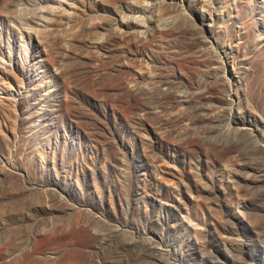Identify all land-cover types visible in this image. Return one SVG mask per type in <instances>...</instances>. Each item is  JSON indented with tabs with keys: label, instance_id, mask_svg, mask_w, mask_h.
Returning <instances> with one entry per match:
<instances>
[{
	"label": "rangeland",
	"instance_id": "1",
	"mask_svg": "<svg viewBox=\"0 0 264 264\" xmlns=\"http://www.w3.org/2000/svg\"><path fill=\"white\" fill-rule=\"evenodd\" d=\"M218 78L264 115V0H0V171L20 173L40 189L24 209L19 187L2 182L0 264H264V153L246 133L216 136L234 151L223 162L225 174L242 166L230 187L219 188L217 168L210 160L200 164L198 149L190 152L193 180L204 183L194 192L200 203L193 232L171 210L131 203L142 190L138 180L146 171L160 174L164 163L157 164L160 148L142 141L160 133L150 126L170 86L162 82L188 96ZM191 104V112L200 108ZM105 162L124 167V176ZM171 177L163 173L162 181ZM50 188L88 213L61 211L65 198L55 210ZM100 216L133 227L119 234ZM135 230L161 236L162 247L171 243L167 256L146 249ZM103 232H111V241L99 260L91 250Z\"/></svg>",
	"mask_w": 264,
	"mask_h": 264
},
{
	"label": "bare ground",
	"instance_id": "2",
	"mask_svg": "<svg viewBox=\"0 0 264 264\" xmlns=\"http://www.w3.org/2000/svg\"><path fill=\"white\" fill-rule=\"evenodd\" d=\"M202 42V41H199ZM196 45H199L201 43H195ZM216 82V83H215ZM213 82L212 84H208L204 87H201L198 95H195L196 93H192V95H188L185 96L183 94H179L177 92L176 87L173 86L172 82H167V81H163L162 84L166 85L169 83V87H168V92H166L165 95H163V102L160 105V108L157 111V120L156 123H154L153 125H151L150 127H152L153 129H158L160 131V133H158V136L153 139L152 137L149 136V133L147 135H144V137L142 138V141L144 143H147L149 145V147H156L158 146L160 149V155H159V160H157V164L159 163L158 161H164V163L160 162L161 167L159 168L160 170V174L157 172L151 173L149 171H146V173L144 174V178L141 180H138V183L141 185L138 187V190H140V188H142L141 192H137V201L132 200V204L134 206H137V203H141L139 206L141 208L144 207V209L146 208V211L149 210L147 209L148 206H151L152 204L154 205L155 203L163 210H168V211H173L177 218L178 221H180V225L182 226H186V230L188 232H190L193 229H195L196 227H194L193 224L194 222H191L193 217L192 212H193V208L196 205L195 201L197 200V197L199 194H197V197L195 195V189H198L201 187L203 181H201V185H196L194 180H193V172L192 170L195 172V169H192L194 162L196 161H192L191 158V151L193 152L194 150L196 151V149L199 150L200 152V158H199V163L203 164L209 163L210 162L213 164V166H215L217 168V173L216 175L213 177V179L215 180L216 184L218 185L219 188H226V187H230V185L232 184L233 181H235L239 176H238V172L239 169L242 168L241 165H239L236 168V171H230L232 172V177H234L235 179H231L229 176H227V174H225L226 171H224V165L223 162L225 160H227V158H230V156L233 154L234 151H232L229 149L230 147H226L224 145V142L222 140H217L216 138L219 136H227L230 135L231 133H233L234 135L240 134V133H246L247 136L249 137V139L251 140V142L260 149L261 152L264 153V115H258L256 113H254L255 111L249 108V106L247 104H243L241 97H239L237 95V93L235 92V94H232V86L227 85V82H225L224 80H220L219 78ZM229 84V83H228ZM192 102L196 103L198 105V107H200L198 110H192V112L190 111L189 106H192ZM148 117V116H147ZM147 122L148 120L145 119ZM248 124L254 125V127L250 128L248 127ZM149 126V122L146 125V130L147 132H151V128L148 127ZM202 129V131H201ZM196 135H195V134ZM217 136V137H216ZM226 139V138H225ZM228 139V138H227ZM226 139V140H227ZM204 141V142H202ZM205 141L210 144V148L204 149L203 143H205ZM231 141V140H230ZM226 142V141H225ZM227 142H229L227 140ZM226 142V143H227ZM236 142V141H235ZM234 142V143H235ZM250 142V141H247ZM232 143V142H230ZM233 143V144H234ZM207 144V145H208ZM237 145V144H236ZM232 146V145H231ZM235 146V144H234ZM154 149V148H151ZM205 147H206V143H205ZM233 147V146H232ZM204 149V150H203ZM236 148H234L235 150ZM211 150V151H210ZM238 150V149H237ZM147 151V149H146ZM145 151V152H146ZM151 152V151H150ZM194 153V152H193ZM210 153H213L212 155ZM147 154V153H145ZM151 154V153H150ZM149 154V155H150ZM156 154V155H157ZM148 155V156H149ZM146 156V157H148ZM153 156V160L154 159V155ZM237 156V155H236ZM195 157V156H194ZM166 158H168L167 160L170 161L169 164L163 166V164H166L167 161ZM264 158V157H263ZM150 159V157L148 158ZM152 160V157H151ZM228 161V160H227ZM241 161V160H240ZM156 162V161H153ZM239 162L237 161H233V163ZM264 162V161H263ZM262 162V163H263ZM152 163V162H150ZM227 162H224V164H226ZM232 163V162H231ZM109 164L107 167L109 168V170L117 175H123L122 173L124 172L122 167L121 169L117 170V169H113L112 165L108 162L103 163V166L106 168V165ZM124 164V163H123ZM128 165V163H125ZM124 164V165H125ZM159 165V164H158ZM210 165V164H209ZM228 165V164H227ZM235 165V164H233ZM123 166V165H122ZM156 166V165H155ZM160 166V165H159ZM158 166V167H159ZM226 166V165H225ZM130 167V166H129ZM258 167V166H257ZM257 167H255L257 169ZM94 169V167H92ZM194 168V167H193ZM196 168V167H195ZM215 168V169H216ZM249 168V167H248ZM253 168V167H252ZM123 169V170H122ZM127 169V170H126ZM197 169V168H196ZM235 169V167H234ZM107 170V169H106ZM126 171H128V168H125ZM147 170L148 167H147ZM200 170L202 171V169L200 168ZM208 170H212L211 168ZM207 170V171H208ZM229 170L228 171V175H229ZM255 170V169H254ZM261 170V169H260ZM154 171V170H153ZM156 171V170H155ZM214 171V170H213ZM216 171V170H215ZM245 171V170H244ZM243 171V172H244ZM259 171V170H258ZM262 171V170H261ZM260 171V172H261ZM9 171H7V169L2 166V169L0 171V187L2 186V182H11L13 183L15 186L19 187V193L18 196H20L23 200L25 205H27L28 202H31L32 197L35 193H37L38 191H40V189H37L36 186H34L32 183H27L25 181V179L22 178L20 173H8ZM108 172V171H107ZM205 172V171H204ZM109 173V172H108ZM108 173L106 175H108ZM126 173V172H125ZM124 173V174H125ZM129 173V172H127ZM156 173V174H155ZM163 173H168L171 177V181L169 182H165L167 180L162 181V174ZM196 173V172H195ZM206 173V172H205ZM210 172H208V175ZM241 173V171L239 172ZM256 173V172H255ZM258 173V172H257ZM263 173V172H261ZM132 175V171L129 173ZM159 174V175H157ZM207 174V173H206ZM205 174V175H206ZM117 175V176H119ZM128 175V174H127ZM130 175V176H131ZM195 175H198L197 173ZM202 175V173H201ZM214 175V174H213ZM109 176V175H108ZM111 176V173H110ZM124 176V175H123ZM114 177V176H113ZM129 177V176H128ZM134 177V176H132ZM139 177V176H138ZM120 178V177H118ZM126 178V177H125ZM130 178V177H129ZM141 178V177H140ZM197 178V177H196ZM195 178V180H196ZM212 178V177H211ZM127 179V178H126ZM133 179V178H130ZM139 179V178H138ZM114 180V179H113ZM135 180V179H134ZM202 180V178H201ZM239 180V179H237ZM236 180V181H237ZM199 181V180H198ZM116 182V181H115ZM137 182V179H136ZM208 182V181H207ZM206 182V183H207ZM240 182V181H239ZM199 183V182H197ZM213 183V182H212ZM234 183V182H233ZM215 184V185H216ZM111 185V184H110ZM109 185V186H110ZM196 185V186H195ZM203 186V185H202ZM206 188H209L206 184H205ZM226 186V187H224ZM117 187V186H116ZM119 187V186H118ZM117 187V188H118ZM113 188V187H112ZM203 188V187H201ZM205 188V187H204ZM54 188H50L49 192V199L52 201L51 204L54 207L55 210H58L60 207H58V205H56L58 200H64V198L67 200L66 202H64L62 208L60 209L61 211L64 212H70L68 210L71 211H80L83 212L84 214L88 213L87 208H85L84 206H78L76 204H72L69 203L70 201H68V198L65 195H60V197L58 198V196L56 195L55 192H53ZM52 190V191H51ZM199 190V189H198ZM208 190V189H206ZM227 190V189H226ZM130 191V189H129ZM120 192V191H119ZM200 192H202L200 190ZM223 192V191H221ZM106 193V192H105ZM130 192V196H131ZM198 193V192H197ZM207 193V192H206ZM225 193V191H224ZM201 194V193H200ZM221 194V193H220ZM226 194V193H225ZM144 195V196H143ZM202 195V194H201ZM200 195V197H201ZM125 196V195H124ZM129 196V197H130ZM208 196V195H207ZM121 197V196H120ZM127 197V198H129ZM205 197V196H204ZM223 197V196H222ZM227 197V195H226ZM113 198V197H112ZM117 198V197H116ZM126 198V196H125ZM132 198V197H131ZM129 198V199H131ZM148 198V201H147ZM207 198V197H206ZM111 199V198H110ZM109 199V200H110ZM122 199V198H121ZM142 199H146L145 202H142ZM208 199V198H207ZM206 199V200H207ZM225 199V198H224ZM128 200V199H127ZM200 200V199H198ZM203 200V199H201ZM200 200V201H201ZM209 200V199H208ZM244 200V199H243ZM242 200V201H243ZM205 201V200H204ZM202 201V202H204ZM241 201V200H240ZM245 201V200H244ZM111 202H115V199ZM110 202V203H111ZM118 202V201H117ZM123 202V201H121ZM198 203H200L199 201H196ZM197 203V204H198ZM104 203H102L103 206ZM117 204V203H116ZM195 204V205H194ZM234 204V203H233ZM240 204V202H239ZM238 204V205H239ZM243 204V203H241ZM115 205V203H114ZM124 205V204H123ZM122 205V206H123ZM131 205V204H130ZM235 205V204H234ZM105 206V205H104ZM103 206V207H104ZM110 206V205H109ZM112 206V204H111ZM138 206V207H139ZM156 206V205H155ZM28 205L26 207H24V209H27ZM106 207V206H105ZM119 207V206H118ZM152 207V206H151ZM112 208V207H111ZM132 208V207H131ZM196 208V206H195ZM232 208V207H231ZM126 209V208H125ZM133 209V208H132ZM198 209V208H196ZM236 209V208H235ZM129 210V209H128ZM131 210V209H130ZM129 210V212H130ZM138 210V209H136ZM142 210V209H141ZM151 210V209H150ZM160 210V209H159ZM158 210V211H159ZM195 210V209H194ZM110 210L108 209L105 212H109ZM115 211V210H113ZM126 211V210H124ZM145 211V210H144ZM145 211V212H146ZM154 211V210H153ZM239 212H243V210H237ZM236 211V212H237ZM74 213L76 216L78 213ZM103 212V211H102ZM104 212V213H105ZM123 212V210H122ZM134 212V211H133ZM156 212V211H155ZM196 212V210H195ZM241 212V213H242ZM71 214L73 212H70ZM103 213V214H104ZM111 213V212H110ZM113 213V212H112ZM124 213V212H123ZM135 213V212H134ZM151 213V212H150ZM158 213V212H156ZM160 213V212H159ZM172 213V214H174ZM197 213V212H196ZM238 213V212H237ZM10 214H15V212H10ZM17 214V213H16ZM19 214V213H18ZM73 214V215H74ZM100 214V213H99ZM119 214V213H117ZM116 214V216H117ZM147 214V212H146ZM149 214V213H148ZM155 214V213H153ZM162 214V213H161ZM160 214V216H161ZM168 214V213H167ZM174 214V215H175ZM236 214V213H235ZM240 214V213H238ZM72 215V216H73ZM74 215V216H75ZM82 214H80L78 217H81ZM159 215V214H158ZM163 215V214H162ZM165 215V214H164ZM170 215V214H169ZM240 219V221H244L245 217H243ZM73 216V218H74ZM99 216V215H98ZM122 216V215H121ZM126 216V214H125ZM130 216V214H129ZM168 216V215H167ZM164 217V216H163ZM171 217V216H170ZM76 219H78L77 217H75ZM74 218V219H75ZM104 218V217H103ZM136 218V217H135ZM134 218V219H135ZM169 218V217H168ZM194 218V217H193ZM240 218V216H239ZM75 219V220H76ZM83 219V218H82ZM99 219L106 225L108 226L109 229H111V231L116 232V233H130V230L128 231L127 229H125V227H118L114 226L113 224H110V221L107 222L108 220H106V218L102 219V217L100 216ZM124 219V218H122ZM141 219V218H139ZM159 219V218H157ZM170 219V218H169ZM174 219V218H173ZM85 220V219H84ZM148 220V219H147ZM156 220V219H155ZM168 220V219H167ZM118 221V220H117ZM121 221V220H120ZM135 221V220H134ZM141 221V220H140ZM161 221V220H159ZM169 221V220H168ZM193 221V220H192ZM202 221V220H201ZM85 222V221H84ZM99 222V220H98ZM114 222V221H113ZM123 222V221H122ZM144 222V221H143ZM142 222V223H143ZM156 222V221H155ZM165 222V221H164ZM171 222V221H170ZM174 222V221H173ZM112 223V222H111ZM129 223V222H128ZM131 223V222H130ZM138 223V222H137ZM148 223V222H147ZM176 225L178 223L174 222ZM173 223V225H174ZM99 224L102 223L99 222ZM116 224V223H115ZM119 224V223H118ZM153 224V223H152ZM151 224V225H152ZM170 224V223H169ZM117 225V224H116ZM144 225V224H143ZM142 225V227H143ZM150 225V226H151ZM161 225V224H160ZM165 225V224H164ZM172 225V224H170ZM125 226V225H124ZM131 225H129L130 227ZM162 226V225H161ZM178 226V225H177ZM197 226V225H196ZM138 227V226H137ZM148 227V225H147ZM146 227V228H147ZM156 227V226H155ZM161 228V227H159ZM179 228V226H178ZM182 228V227H181ZM104 229V228H103ZM145 229V228H144ZM148 229V228H147ZM158 229V228H157ZM197 229V228H196ZM202 229V228H201ZM153 230V229H152ZM170 230V229H169ZM177 230V229H176ZM128 231V232H127ZM134 231V230H133ZM143 231V230H142ZM164 231V230H163ZM166 231V230H165ZM184 231V230H183ZM136 233H141L139 231H136ZM134 232V233H135ZM146 232V231H145ZM144 232V233H145ZM162 232V231H161ZM169 232V231H168ZM102 234V231L100 232ZM99 233V234H100ZM104 234L102 235L101 239L99 240V242L93 247V249L91 250V254L95 255L98 254L100 252V250L104 247V246H108V244L111 241V232L109 234H106L105 232H103ZM135 233V234H136ZM150 233V232H148ZM164 233V232H162ZM171 233V232H170ZM132 234V235H135ZM159 234V233H158ZM178 234V233H177ZM182 234V233H181ZM194 234V233H193ZM192 234V235H193ZM196 234V231H195ZM137 235V234H136ZM153 235V234H152ZM152 235H142L140 234V236H142L141 238L144 239H140L143 242H145L144 247H148L149 249H151V251L156 254V255H164L166 254V250H168V248H170L172 245L170 242V246L168 248H164L161 246V242L163 241L162 237H158L157 235L155 236V234ZM129 236V235H128ZM164 236V235H163ZM174 236V235H173ZM178 236V235H177ZM188 237V242L191 240H193V236L190 235V233L187 235ZM136 238L135 236H132V240H134V238ZM112 238H114L112 236ZM118 238V236H117ZM165 238V237H164ZM181 238V237H180ZM196 238V237H195ZM139 239V238H138ZM176 239V238H175ZM179 239V237H178ZM186 239V238H185ZM137 241V240H136ZM135 241V242H136ZM139 241V240H138ZM166 241V240H165ZM170 241V240H169ZM176 241V240H174ZM172 241V242H174ZM182 241V240H181ZM184 241V239H183ZM182 241V243H183ZM190 241V242H191ZM199 241V240H198ZM229 241V239H228ZM117 242V241H116ZM119 242V241H118ZM141 242V241H139ZM164 242V241H163ZM189 242V243H190ZM200 242V241H199ZM130 243V242H129ZM131 243H133L131 241ZM166 243V242H165ZM178 243V242H177ZM122 244V243H121ZM121 244H119L121 246ZM127 244V243H126ZM184 244V243H183ZM182 244V245H183ZM193 244V243H192ZM196 244V243H195ZM113 245V244H112ZM117 245V244H116ZM118 245V246H119ZM169 245V244H168ZM175 245V243H174ZM173 245V246H174ZM188 245V244H187ZM191 245V244H190ZM200 245V244H199ZM127 246V245H126ZM179 246V245H178ZM177 246V247H178ZM184 246V245H183ZM193 246V245H192ZM191 246V247H192ZM132 247V246H130ZM142 247V246H141ZM145 247V248H146ZM114 248V246H113ZM147 249V248H146ZM179 249V248H178ZM172 250V248H171ZM191 250V249H190ZM149 251V250H148ZM174 251V249H173ZM105 252V251H104ZM170 252V251H169ZM102 253V252H101ZM104 254V253H103ZM146 254H149L146 253ZM106 255V254H104ZM150 255V254H149ZM169 256H171L170 254H168ZM99 254H98V258L99 259ZM153 256V255H151ZM167 256V255H164ZM93 257V256H92ZM157 257V256H156ZM109 259V257H107ZM162 258V257H161ZM159 257V259H161ZM167 258V257H164ZM171 258V257H170ZM168 258V259H170ZM174 258V257H173ZM107 259V260H108ZM113 258H110L109 261ZM158 259V258H157ZM163 259V258H162ZM175 259V258H174ZM174 259H172L174 261ZM100 260V259H99ZM104 260H106L104 258ZM102 261V260H101ZM164 261V260H162ZM166 261V260H165ZM171 261V260H169ZM166 261V262H169ZM178 261H176L175 263H177ZM108 264V262H103ZM102 263V264H103ZM157 263V262H156ZM159 263V262H158ZM164 263V262H163ZM170 263V262H169ZM173 263V262H172ZM110 264V263H109ZM113 264V262H112ZM162 264V263H161ZM171 264V263H170Z\"/></svg>",
	"mask_w": 264,
	"mask_h": 264
}]
</instances>
